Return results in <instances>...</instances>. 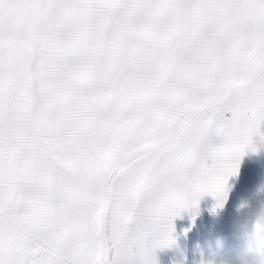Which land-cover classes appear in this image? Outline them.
<instances>
[{
  "label": "snow or ice",
  "instance_id": "1",
  "mask_svg": "<svg viewBox=\"0 0 264 264\" xmlns=\"http://www.w3.org/2000/svg\"><path fill=\"white\" fill-rule=\"evenodd\" d=\"M261 124L264 0H0V264H156Z\"/></svg>",
  "mask_w": 264,
  "mask_h": 264
},
{
  "label": "rangeland",
  "instance_id": "2",
  "mask_svg": "<svg viewBox=\"0 0 264 264\" xmlns=\"http://www.w3.org/2000/svg\"><path fill=\"white\" fill-rule=\"evenodd\" d=\"M249 212L230 211H199L192 216L191 213L182 212L179 225L174 226L171 235L177 239L179 248L161 247L154 251L156 264H178L181 259H185V264H193V260L199 259L195 254L197 245L204 250L207 255L209 246L215 249L217 237L224 239L223 252L232 255L238 244L235 236L238 223L242 222Z\"/></svg>",
  "mask_w": 264,
  "mask_h": 264
},
{
  "label": "clouds",
  "instance_id": "3",
  "mask_svg": "<svg viewBox=\"0 0 264 264\" xmlns=\"http://www.w3.org/2000/svg\"><path fill=\"white\" fill-rule=\"evenodd\" d=\"M258 192L264 193V184L259 186ZM248 204V200H244L240 208H246ZM235 236L238 244L232 255L222 251L224 239L217 237L215 249L209 246L207 255L200 245H197L195 254L200 258H194L193 264H264V202L251 209L243 221L238 223ZM173 246L179 248L177 239L170 233L165 239L164 247ZM185 259H181L178 264H185Z\"/></svg>",
  "mask_w": 264,
  "mask_h": 264
},
{
  "label": "crops",
  "instance_id": "4",
  "mask_svg": "<svg viewBox=\"0 0 264 264\" xmlns=\"http://www.w3.org/2000/svg\"><path fill=\"white\" fill-rule=\"evenodd\" d=\"M260 130L264 133V124H261ZM253 144L257 151L246 149L238 174L228 180V196L223 208L215 207L217 203L215 198L205 195L199 200L198 206L184 211L191 213L189 217L199 211H230L239 212L242 215L244 211L250 212L259 203L264 202V193L258 192L259 186L264 184V140L259 136L253 137ZM244 200H248V207L240 208ZM180 220V217H176L173 221L174 226L179 225Z\"/></svg>",
  "mask_w": 264,
  "mask_h": 264
}]
</instances>
